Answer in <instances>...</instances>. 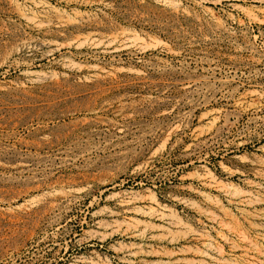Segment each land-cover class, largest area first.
I'll use <instances>...</instances> for the list:
<instances>
[{"label": "rangeland", "instance_id": "374dc122", "mask_svg": "<svg viewBox=\"0 0 264 264\" xmlns=\"http://www.w3.org/2000/svg\"><path fill=\"white\" fill-rule=\"evenodd\" d=\"M0 264H264V0H0Z\"/></svg>", "mask_w": 264, "mask_h": 264}]
</instances>
